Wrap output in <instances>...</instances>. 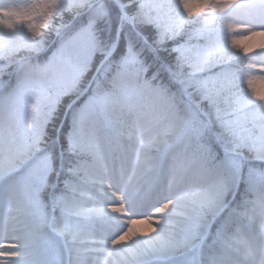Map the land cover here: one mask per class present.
Wrapping results in <instances>:
<instances>
[{
	"label": "snow or ice",
	"instance_id": "snow-or-ice-1",
	"mask_svg": "<svg viewBox=\"0 0 264 264\" xmlns=\"http://www.w3.org/2000/svg\"><path fill=\"white\" fill-rule=\"evenodd\" d=\"M257 85L264 0H0V264H264Z\"/></svg>",
	"mask_w": 264,
	"mask_h": 264
},
{
	"label": "rangeland",
	"instance_id": "rangeland-1",
	"mask_svg": "<svg viewBox=\"0 0 264 264\" xmlns=\"http://www.w3.org/2000/svg\"><path fill=\"white\" fill-rule=\"evenodd\" d=\"M7 2V0H5V3ZM257 40H259V38H257ZM257 88H258V90L260 89V88H264V85H257Z\"/></svg>",
	"mask_w": 264,
	"mask_h": 264
}]
</instances>
